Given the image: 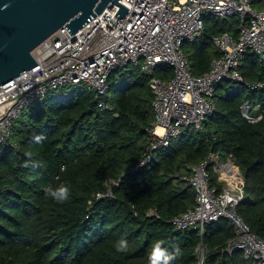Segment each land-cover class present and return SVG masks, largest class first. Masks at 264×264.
I'll use <instances>...</instances> for the list:
<instances>
[{
    "label": "trees",
    "instance_id": "16d2710c",
    "mask_svg": "<svg viewBox=\"0 0 264 264\" xmlns=\"http://www.w3.org/2000/svg\"><path fill=\"white\" fill-rule=\"evenodd\" d=\"M237 24L235 16L206 14L202 35L183 44L192 74L205 73L219 54L210 37L235 33ZM241 73L243 82L224 81L216 89L215 108L201 130L185 129L136 171L130 169L149 150L153 118L149 76L138 66L112 72L105 95L82 83L77 90L62 85L25 109L0 143V264H148L157 241L169 254L180 250L172 264H196L199 245L207 249L204 264H251L239 250L223 251L234 235L225 217L206 225L203 234L169 223L195 205L194 189L170 175L214 153L230 157L243 174L245 199L236 209L264 238V88L246 85L264 83V60L248 51ZM173 74L167 65L154 72L164 80ZM245 101L260 105L259 120L242 117ZM210 176L219 186L212 169ZM110 181H117L113 197H96ZM60 184L70 189L64 203L46 194ZM121 239L128 242L124 253L116 251Z\"/></svg>",
    "mask_w": 264,
    "mask_h": 264
},
{
    "label": "built area",
    "instance_id": "2783aa9c",
    "mask_svg": "<svg viewBox=\"0 0 264 264\" xmlns=\"http://www.w3.org/2000/svg\"><path fill=\"white\" fill-rule=\"evenodd\" d=\"M257 1L261 5L257 6ZM118 2L128 8L123 16L114 15L119 6L108 5L74 33L65 26L58 28L32 51L36 65L0 85V143L9 137L13 122L24 110L42 102L49 90L82 83L105 95L111 73L132 64L149 76L153 94L149 150L130 169L136 171L185 129H202L215 108L214 94L222 82H243L241 67L248 51L264 60V0ZM208 13L220 20L235 16L238 24L235 33L225 30L210 37L219 54L212 57L205 73L194 75L183 44L202 35ZM158 65L173 67V76L164 80L154 75ZM246 85L252 90L264 88L262 82ZM98 105L106 103L100 101ZM259 106L245 101L242 117L249 122L259 120ZM210 169L217 174L219 186L211 183ZM170 176L195 192L194 207L170 218L174 229L193 228L203 234L206 225L225 217L234 235L223 251L232 254L239 250L251 264H264V238L250 231L236 209L245 198L244 177L230 157L222 160L210 153L201 162L186 164ZM115 184L117 181H110L106 191L96 197H113L111 185ZM149 214L155 215L156 210ZM206 254V247L199 245L196 264Z\"/></svg>",
    "mask_w": 264,
    "mask_h": 264
},
{
    "label": "water",
    "instance_id": "95a60500",
    "mask_svg": "<svg viewBox=\"0 0 264 264\" xmlns=\"http://www.w3.org/2000/svg\"><path fill=\"white\" fill-rule=\"evenodd\" d=\"M114 4L123 16L118 0H0V85L36 65L32 51L58 28L74 33Z\"/></svg>",
    "mask_w": 264,
    "mask_h": 264
},
{
    "label": "clouds",
    "instance_id": "9594fccd",
    "mask_svg": "<svg viewBox=\"0 0 264 264\" xmlns=\"http://www.w3.org/2000/svg\"><path fill=\"white\" fill-rule=\"evenodd\" d=\"M41 138H37L39 141ZM33 166H38L33 164ZM46 194L51 198L56 200L58 203H64L69 199L70 189L64 184H60L55 188L49 187L46 189ZM128 242L124 239H121L116 244V251L124 253L127 251ZM180 255V250L176 249L175 254H169L167 250L162 246L161 242H155L148 256V264H172V262ZM199 264H204V258L199 259Z\"/></svg>",
    "mask_w": 264,
    "mask_h": 264
},
{
    "label": "rangeland",
    "instance_id": "374dc122",
    "mask_svg": "<svg viewBox=\"0 0 264 264\" xmlns=\"http://www.w3.org/2000/svg\"><path fill=\"white\" fill-rule=\"evenodd\" d=\"M70 88H71L70 90H77V89H79V85H77V84L76 85H71ZM216 181L218 182V177L217 176H216Z\"/></svg>",
    "mask_w": 264,
    "mask_h": 264
}]
</instances>
